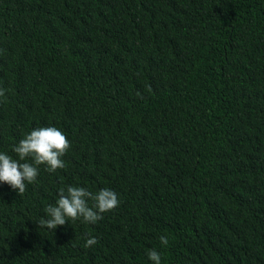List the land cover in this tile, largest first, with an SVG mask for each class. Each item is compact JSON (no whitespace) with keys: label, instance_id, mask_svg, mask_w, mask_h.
I'll return each mask as SVG.
<instances>
[{"label":"trees","instance_id":"trees-1","mask_svg":"<svg viewBox=\"0 0 264 264\" xmlns=\"http://www.w3.org/2000/svg\"><path fill=\"white\" fill-rule=\"evenodd\" d=\"M0 87V152L71 142L0 183V264H264V0H0ZM73 185L120 204L39 227Z\"/></svg>","mask_w":264,"mask_h":264},{"label":"clouds","instance_id":"clouds-1","mask_svg":"<svg viewBox=\"0 0 264 264\" xmlns=\"http://www.w3.org/2000/svg\"><path fill=\"white\" fill-rule=\"evenodd\" d=\"M5 91L6 89L0 87V97L5 96ZM70 147L71 142L58 127L50 125L33 128L12 148L18 159L0 152V183H5L18 194H23L26 185L37 180L39 165H45L48 172L65 168L63 157ZM29 158L31 162H28ZM119 204L118 194L109 188L92 192L74 185L60 187L55 205L49 204L45 208L47 218L42 217L37 224L51 231L70 220L82 219L84 223L95 224L103 219L104 213L114 210ZM159 239L162 245H168L167 236L162 235ZM96 243L95 237L88 236L84 247L88 248ZM147 256L153 264H161L159 251L150 249Z\"/></svg>","mask_w":264,"mask_h":264}]
</instances>
